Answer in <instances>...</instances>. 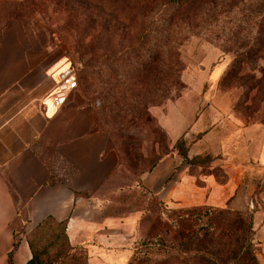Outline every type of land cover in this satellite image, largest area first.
<instances>
[{
	"label": "crops",
	"instance_id": "0c3cea01",
	"mask_svg": "<svg viewBox=\"0 0 264 264\" xmlns=\"http://www.w3.org/2000/svg\"><path fill=\"white\" fill-rule=\"evenodd\" d=\"M12 2L0 0V264H26L32 258L29 233L47 218L66 221L73 250L85 252L86 264H130L127 226L138 213L128 214L113 200L125 197L127 183L119 181V157L97 107L79 87L64 105H53L68 51L36 21L15 19ZM201 61L186 68L183 95L152 113L172 141L185 138L190 158L210 155L227 176L219 181L212 173L188 172L175 151L157 162L145 184L186 205L246 213L250 202L254 208L264 202V125L244 124L228 104L196 95L194 88L216 82L226 67L209 55ZM192 193L197 198L191 200Z\"/></svg>",
	"mask_w": 264,
	"mask_h": 264
},
{
	"label": "rangeland",
	"instance_id": "374dc122",
	"mask_svg": "<svg viewBox=\"0 0 264 264\" xmlns=\"http://www.w3.org/2000/svg\"><path fill=\"white\" fill-rule=\"evenodd\" d=\"M103 1L106 0H29L24 10L17 2L10 4L9 8L10 10L14 9L15 16L36 21L47 32L52 43L67 49L70 58L69 66H74L78 74L79 88L90 101L95 103L100 123L109 135L110 145L119 152L122 171L119 174V181L121 184L123 181L127 183L125 187L127 192L125 197L113 200L128 214L130 212L138 213L136 223L127 226L128 241L126 245L133 253V264H142L147 259L150 264L156 262H160L159 264H212L205 260L191 261L189 257L175 252L167 257L168 251H161L160 255L157 250L158 245L155 242L158 241V236L156 237L158 233H161L166 240L168 234L173 235L178 228H189L188 221L184 226H176L174 210L199 205H208L217 210L227 207L209 204L186 205L183 204L182 198L168 196L166 190L160 193L148 190L145 177L153 170L158 156L176 151L175 141H172L166 129L152 113V109L158 106L166 107L182 96L188 87L183 79L186 68L197 66L201 60L205 59L206 55L215 57L214 64L226 63L224 70L226 72L237 55L234 48L235 40L243 39L248 33V30H242L243 25L245 26L243 21L247 19L245 23L248 24L249 21L259 19L260 15L252 14L250 8L255 7L261 0H248L246 3L249 6L244 12L240 11V8H244L240 0H213V3H209L207 8H202L197 19L203 23H200L198 30L189 34L180 47L181 59L185 65L180 77L182 84L163 104L149 106L147 109H145L147 105L145 103L143 105L142 102H138L136 105V101L139 99L136 97L139 94V87L137 86V70L132 67L134 58L128 60V53L120 52L118 55L113 53L126 50L129 44L136 41L139 30L148 17H139L133 24L127 26V23L115 20L107 11L96 9L95 5L102 4ZM130 1L132 0H124L125 3ZM234 4L238 5L236 9ZM189 11H191V17L194 18L196 7H190ZM248 29H251V33L254 31L249 25ZM216 52L221 56L217 57L214 54ZM149 53L150 51L147 54L149 55ZM261 55L264 56V43ZM121 58L122 61H120ZM258 63L264 66V59H259ZM115 70L120 73L118 75L120 80H125L126 77V82L131 86L127 93H130V97L133 96L135 99L132 100L129 112L119 109L114 104L112 97L115 96L116 89H111L109 94L108 89L114 83L111 75ZM246 72L261 75L259 71L253 72L249 66L246 67ZM122 73H126V75L121 77ZM232 74L229 75V78ZM220 78L212 84L206 81L204 85H198L197 88H194L196 95L201 98L210 97L217 106L228 104L231 112L244 124H262L261 121H264V100L261 97L253 100L255 92L250 91L249 86L241 85V81L239 82L235 77L228 78L224 82H221ZM198 79L200 81V78ZM204 79L205 77L201 81ZM147 89L146 100L149 102L152 99L151 91L153 89L151 81L147 82ZM106 92L111 97L110 100L109 97L108 99L104 98ZM184 109L188 113L192 111L190 101L185 103ZM133 180H136L137 183L135 184ZM196 196L192 193L191 200L197 198ZM256 210L259 211V214H255ZM239 213L244 217L251 216L253 219L254 249L257 252V262L253 260V254H247V257H243L238 264H264V202L259 205L256 201L255 208L246 213ZM217 217V219L228 218L221 229L217 230L216 240L232 243L224 259H233L236 249L235 237L232 236L228 239L225 235L227 232H232L229 222H232L235 214L220 215L217 213ZM133 220L131 217L127 223H131ZM211 221L202 217L197 227L210 224ZM262 228L263 232H261ZM205 229L206 226L202 227L199 230L200 233L205 232ZM233 231L236 235L237 231L234 228ZM240 235L246 237L243 233ZM75 255L80 262H83L85 256L83 250L75 251ZM166 257L169 259V263H163Z\"/></svg>",
	"mask_w": 264,
	"mask_h": 264
},
{
	"label": "trees",
	"instance_id": "16d2710c",
	"mask_svg": "<svg viewBox=\"0 0 264 264\" xmlns=\"http://www.w3.org/2000/svg\"><path fill=\"white\" fill-rule=\"evenodd\" d=\"M28 1L21 0L18 2L13 0L12 3L17 2L24 10ZM240 2L244 5V8H240V11L244 12L249 6L246 3L248 0H240ZM209 3H213V0H132L128 3H125L124 0H106L102 4L98 3L95 5L96 9L107 11L115 20L125 22L127 26L128 24H133L139 17H148L143 22L136 41L129 44L126 50L113 53L115 55L120 52L123 54L128 53V60L134 58L132 67L137 70V86L139 87V94L136 96L139 99H137L136 105L138 102H142L143 105L145 103L147 104L145 109L149 106L161 105L180 87L182 84L181 72L185 69L180 55V47L189 34L198 30L200 23H203L197 17L200 10L207 8ZM235 6L236 4H234ZM190 7H196V16L194 18L190 15ZM237 7L238 5L235 9ZM250 12L260 15L259 19L249 21L248 24L245 23L247 19H244L243 24L245 26L243 25L242 30H248V33L243 39L237 38L235 40L234 48L237 51V55L220 80L224 82L233 73L229 79L235 77L239 82L241 81V85L249 86L250 91L255 92L253 100L260 97L264 100V66L258 63L259 59H264V56L261 55L264 43V0H261L255 7L250 8ZM14 13V9L10 10V14L15 19L25 18L15 16ZM248 25L254 29L252 33L250 32L251 29H248ZM148 51H150L149 55L147 54ZM120 61H122V58ZM86 65H89V63H86ZM248 66L253 72L259 71L261 75L245 73ZM117 71L115 70L113 75H111L114 83L108 91L110 94L111 89H116V97H112L114 104L119 109L129 112L132 100L135 98L133 96L130 97V93H127L131 89V86L126 82L127 78L120 80L118 77L120 73H117ZM124 75L126 73H122L120 76ZM148 81L153 84L152 99L149 102L146 100V93L149 89H147ZM108 97L110 100L111 97L106 92L104 98L108 99ZM261 123L264 124V121H261ZM109 146L116 151L119 157V152L111 147L110 141ZM123 147L125 149L124 145ZM174 148L182 157V164L189 165L188 172H194L195 174L212 173L219 181L225 180L227 176L225 171L220 166L212 165V156L198 155L193 158L189 157L188 144L183 136L175 141ZM165 155L158 156L153 168ZM217 213H220V215H224V213L235 214L232 222H229L232 232H227L225 235L228 239L232 236L235 237L236 249L233 259H224L232 243L216 240L217 230L219 231L228 219L226 217L217 219ZM173 214L176 215V226H184L185 222L188 221L189 228H178L173 235L168 234L166 240L161 233H158L156 235V237L158 236V241L155 243L158 245L157 250L160 255L162 254L161 251H168L167 257L175 252L176 254L187 256L191 261L196 262L205 260L212 264H238L243 257H247V254H253V260L257 262V252L254 249L255 232L251 216L244 217L241 213L228 207L223 210H217L208 205L174 210ZM202 217L212 221L210 224L197 227ZM204 226H206L205 232L200 233L199 230ZM233 228L237 231L236 235ZM240 233L245 234L246 237H242ZM29 245L32 251V258L26 264H86L85 260L80 262L75 255L66 231V221L58 222L52 218L45 219L29 233ZM167 257L163 263H169ZM133 261L134 259L131 260L130 264H133ZM159 263L156 262L155 264ZM142 264H150V262L147 259Z\"/></svg>",
	"mask_w": 264,
	"mask_h": 264
},
{
	"label": "built area",
	"instance_id": "2783aa9c",
	"mask_svg": "<svg viewBox=\"0 0 264 264\" xmlns=\"http://www.w3.org/2000/svg\"><path fill=\"white\" fill-rule=\"evenodd\" d=\"M79 87V80L76 68L68 66L64 68L60 74V81L52 93V103L55 107L64 105L69 96ZM249 208H254L252 202L249 203Z\"/></svg>",
	"mask_w": 264,
	"mask_h": 264
}]
</instances>
